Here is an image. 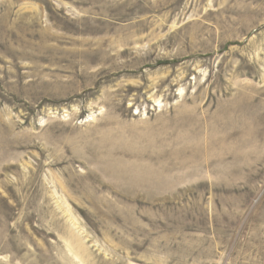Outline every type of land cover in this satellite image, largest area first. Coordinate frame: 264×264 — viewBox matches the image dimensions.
Wrapping results in <instances>:
<instances>
[{"label":"rangeland","instance_id":"1","mask_svg":"<svg viewBox=\"0 0 264 264\" xmlns=\"http://www.w3.org/2000/svg\"><path fill=\"white\" fill-rule=\"evenodd\" d=\"M0 264H264V0H0Z\"/></svg>","mask_w":264,"mask_h":264}]
</instances>
